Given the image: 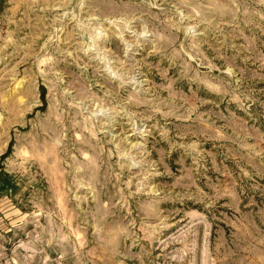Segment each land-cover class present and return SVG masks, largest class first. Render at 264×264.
<instances>
[{
    "label": "rangeland",
    "instance_id": "obj_1",
    "mask_svg": "<svg viewBox=\"0 0 264 264\" xmlns=\"http://www.w3.org/2000/svg\"><path fill=\"white\" fill-rule=\"evenodd\" d=\"M0 264H264V0H0Z\"/></svg>",
    "mask_w": 264,
    "mask_h": 264
}]
</instances>
